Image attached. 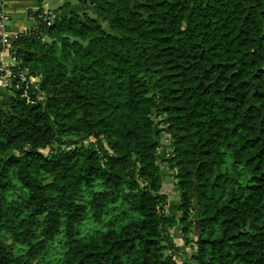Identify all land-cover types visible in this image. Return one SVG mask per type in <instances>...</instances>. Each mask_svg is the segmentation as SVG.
<instances>
[{
	"label": "trees",
	"instance_id": "1",
	"mask_svg": "<svg viewBox=\"0 0 264 264\" xmlns=\"http://www.w3.org/2000/svg\"><path fill=\"white\" fill-rule=\"evenodd\" d=\"M77 2L14 44L40 100L0 92V264H177L175 227L264 264V0Z\"/></svg>",
	"mask_w": 264,
	"mask_h": 264
},
{
	"label": "built area",
	"instance_id": "2",
	"mask_svg": "<svg viewBox=\"0 0 264 264\" xmlns=\"http://www.w3.org/2000/svg\"><path fill=\"white\" fill-rule=\"evenodd\" d=\"M45 14L52 16L50 12L44 11ZM54 17V16H53ZM34 22V26L26 28L18 35H12L9 32L8 24L10 22L9 16L4 11V2L0 0V92L13 93L20 92V96L28 104H37L40 97L32 95L31 91L39 82L38 78L31 75L27 70H20L16 68L17 62L14 56V44L19 35H29L36 29L37 21L34 17H30ZM49 21L50 17L47 18ZM50 24V23H49ZM9 58L12 63H6L5 59Z\"/></svg>",
	"mask_w": 264,
	"mask_h": 264
},
{
	"label": "crops",
	"instance_id": "3",
	"mask_svg": "<svg viewBox=\"0 0 264 264\" xmlns=\"http://www.w3.org/2000/svg\"><path fill=\"white\" fill-rule=\"evenodd\" d=\"M3 2L4 11L10 18V22L8 24L9 32L14 36L22 33V31L26 28L34 26L35 22L29 17V11L31 10H37L42 7L44 11L50 12L54 17H59L60 15L71 12H81L83 10L77 0H3ZM67 2H70V8L60 11L61 7H63V5ZM5 61L8 64L12 63L8 62L7 58ZM2 94L5 96L8 93L3 92ZM172 182L175 184L173 177ZM165 184L166 182L164 181L163 191ZM175 188L177 189V194H179L177 186H175ZM170 205L171 201H169L168 213L176 215V211L172 212ZM176 241L177 240L175 239V242ZM192 250L193 249H191V251Z\"/></svg>",
	"mask_w": 264,
	"mask_h": 264
},
{
	"label": "rangeland",
	"instance_id": "4",
	"mask_svg": "<svg viewBox=\"0 0 264 264\" xmlns=\"http://www.w3.org/2000/svg\"><path fill=\"white\" fill-rule=\"evenodd\" d=\"M83 12V10H82ZM8 62H12L11 59L7 58ZM161 148L159 151V157L161 159L166 158L168 147ZM163 175H164V181L166 182L165 187H164V193L169 196V201H171V210L172 212L176 211V206L180 205V196L177 194V189L175 188V184L172 182V177H173V172L170 170V166L168 164L163 165ZM172 235L175 239L177 240L175 243L176 245L181 248L182 252L180 254V257L176 259L177 264H192L191 262V245H186L185 242L182 239L181 232H180V227H175L172 229Z\"/></svg>",
	"mask_w": 264,
	"mask_h": 264
},
{
	"label": "water",
	"instance_id": "5",
	"mask_svg": "<svg viewBox=\"0 0 264 264\" xmlns=\"http://www.w3.org/2000/svg\"><path fill=\"white\" fill-rule=\"evenodd\" d=\"M154 119L156 121V123H159L160 121H162V119H157V116H154ZM161 144L162 145H166V146H171L172 141L170 139V137L168 135L164 136L163 139L161 140ZM196 198H197V194H196ZM194 219L196 221V225H198V219H199V206L197 201L194 203ZM195 234L198 235V229L195 230Z\"/></svg>",
	"mask_w": 264,
	"mask_h": 264
}]
</instances>
